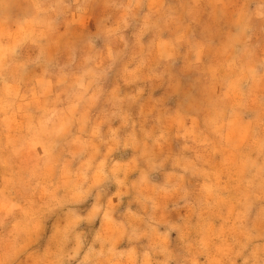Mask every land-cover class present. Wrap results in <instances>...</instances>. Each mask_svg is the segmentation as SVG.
Returning <instances> with one entry per match:
<instances>
[{"label":"rangeland","instance_id":"rangeland-1","mask_svg":"<svg viewBox=\"0 0 264 264\" xmlns=\"http://www.w3.org/2000/svg\"><path fill=\"white\" fill-rule=\"evenodd\" d=\"M151 4L0 0V263L264 264V0Z\"/></svg>","mask_w":264,"mask_h":264},{"label":"crops","instance_id":"crops-1","mask_svg":"<svg viewBox=\"0 0 264 264\" xmlns=\"http://www.w3.org/2000/svg\"><path fill=\"white\" fill-rule=\"evenodd\" d=\"M153 1H155V0H136V2H138V3H145L146 2V4H147V10L145 11V13H144V16L145 17H147V19H148V16L150 15V14H152L153 12H151L150 11V9H151V3H153ZM149 3V4H148ZM158 7V6H157ZM160 8V7H159ZM156 10L158 9V8H155ZM150 17V16H149ZM188 27L190 28V29H193L192 28V25H188ZM153 28L154 29H158V30H163V28L160 26V25H158V23H154V25H153ZM160 35L162 36V34H159V36L157 37L158 38V44H160L164 49H166V48H169V47H171L173 44H172V41L170 40V39H165L164 37H160ZM156 36V35H155ZM202 43L201 42H196V46H198V45H201ZM237 122H241L240 120H237ZM1 191V190H0ZM1 207H3V209H1ZM13 208V209H9V208ZM27 207H30V205L26 202V201H24V200H14V199H4V197L3 196H0V209H1V211H0V213L2 212V211H4V209H9V211H14V210H17V209H19V210H21L22 212H25L26 211V209H27ZM6 218V217H5ZM19 218H21V217H19ZM6 220H9L8 218H6ZM19 221H22V220H19ZM24 224H25V226L27 225V223H28V225H29V223H30V221H28L27 220V218H24ZM26 229H27V227H26ZM30 232V231H29ZM26 233H28L27 232V230H25L24 232H22V233H20V232H18V233H16V234H12V232H11V234H9V236L10 237H13V238H31V237H29L30 235L31 236H33V234H26ZM37 236V235H36ZM54 248L55 247H47L46 246V248H44L42 251H38L37 253H34V251H32V252H30V253H27V254H29V255H31L30 257H31V264H33V262L35 261V258H37V257H39V254L41 255V256H46V255H49L50 253H53V251H54ZM57 252H58V249L56 250ZM48 263L50 262L51 264H54L55 263V261L53 260V261H51V260H48L47 261ZM0 264H2V263H0Z\"/></svg>","mask_w":264,"mask_h":264}]
</instances>
